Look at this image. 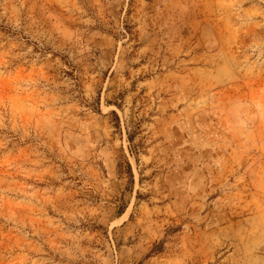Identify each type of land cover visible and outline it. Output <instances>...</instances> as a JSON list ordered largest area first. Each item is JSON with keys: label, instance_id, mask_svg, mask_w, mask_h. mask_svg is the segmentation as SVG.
I'll use <instances>...</instances> for the list:
<instances>
[{"label": "rangeland", "instance_id": "rangeland-1", "mask_svg": "<svg viewBox=\"0 0 264 264\" xmlns=\"http://www.w3.org/2000/svg\"><path fill=\"white\" fill-rule=\"evenodd\" d=\"M0 264H264V0H0Z\"/></svg>", "mask_w": 264, "mask_h": 264}]
</instances>
